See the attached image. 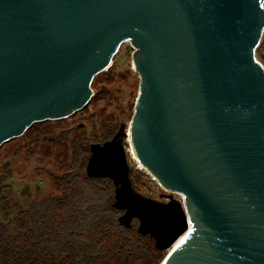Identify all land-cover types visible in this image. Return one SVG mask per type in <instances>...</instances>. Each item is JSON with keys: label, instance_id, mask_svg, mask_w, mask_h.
Masks as SVG:
<instances>
[{"label": "water", "instance_id": "obj_1", "mask_svg": "<svg viewBox=\"0 0 264 264\" xmlns=\"http://www.w3.org/2000/svg\"><path fill=\"white\" fill-rule=\"evenodd\" d=\"M263 30L264 0H0V145L84 107L130 41L131 119L88 144L84 173L112 180L159 264H264ZM128 129L165 199L133 187Z\"/></svg>", "mask_w": 264, "mask_h": 264}, {"label": "trees", "instance_id": "obj_2", "mask_svg": "<svg viewBox=\"0 0 264 264\" xmlns=\"http://www.w3.org/2000/svg\"><path fill=\"white\" fill-rule=\"evenodd\" d=\"M263 49L264 30L255 51L264 58ZM82 150L70 170L53 177L59 195L31 200L12 220H0V264H154L158 259L162 250L154 247L153 237L137 231V218L130 226L118 222L121 211L111 207L113 182L86 176L88 144ZM10 176L11 169L0 174V202L12 195Z\"/></svg>", "mask_w": 264, "mask_h": 264}, {"label": "rangeland", "instance_id": "obj_3", "mask_svg": "<svg viewBox=\"0 0 264 264\" xmlns=\"http://www.w3.org/2000/svg\"><path fill=\"white\" fill-rule=\"evenodd\" d=\"M133 50L130 41L121 43L111 65L94 76L92 96L84 107L63 118L36 121L21 135L0 145V174L11 169L7 182L12 187V195L0 202V220H12L31 200L59 195L61 190L55 187L53 177L70 170L87 144L102 142L107 135L111 138L121 123L128 125L139 85ZM255 57L264 66V58L256 52ZM124 144L135 190L158 199L169 193L131 157L129 142ZM173 196L180 198L178 192H173ZM165 254L166 250L161 251L154 264H159Z\"/></svg>", "mask_w": 264, "mask_h": 264}, {"label": "bare ground", "instance_id": "obj_4", "mask_svg": "<svg viewBox=\"0 0 264 264\" xmlns=\"http://www.w3.org/2000/svg\"><path fill=\"white\" fill-rule=\"evenodd\" d=\"M128 133H129V137H128V142H129V147H128V150L130 151V153H131V157L133 158V159H135L138 163H139V165L142 167V168H144V169H146L145 167H144V165L137 159V157H136V155H135V153H134V151H133V149H132V146H131V142H130V129H128ZM148 172H150L148 169H146ZM151 173V172H150ZM152 174V173H151ZM153 175V174H152ZM153 177L156 179V177L153 175ZM157 181H158V179H156ZM159 182V181H158ZM160 183V182H159ZM161 184V183H160ZM161 186H162V184H161Z\"/></svg>", "mask_w": 264, "mask_h": 264}, {"label": "built area", "instance_id": "obj_5", "mask_svg": "<svg viewBox=\"0 0 264 264\" xmlns=\"http://www.w3.org/2000/svg\"><path fill=\"white\" fill-rule=\"evenodd\" d=\"M258 60V59H257ZM259 61V60H258ZM260 62V61H259ZM261 63V62H260ZM262 64V63H261ZM263 65V64H262ZM264 67V66H263ZM180 199H182V194L179 193Z\"/></svg>", "mask_w": 264, "mask_h": 264}, {"label": "flooded vegetation", "instance_id": "obj_6", "mask_svg": "<svg viewBox=\"0 0 264 264\" xmlns=\"http://www.w3.org/2000/svg\"><path fill=\"white\" fill-rule=\"evenodd\" d=\"M162 199H165V197L164 196H160Z\"/></svg>", "mask_w": 264, "mask_h": 264}]
</instances>
